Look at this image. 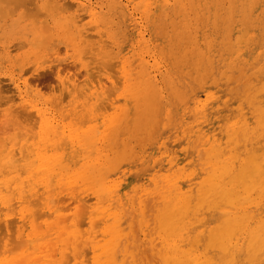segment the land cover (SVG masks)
Wrapping results in <instances>:
<instances>
[{
    "label": "rangeland",
    "instance_id": "obj_1",
    "mask_svg": "<svg viewBox=\"0 0 264 264\" xmlns=\"http://www.w3.org/2000/svg\"><path fill=\"white\" fill-rule=\"evenodd\" d=\"M24 1L0 264H264V0Z\"/></svg>",
    "mask_w": 264,
    "mask_h": 264
},
{
    "label": "bare ground",
    "instance_id": "obj_2",
    "mask_svg": "<svg viewBox=\"0 0 264 264\" xmlns=\"http://www.w3.org/2000/svg\"><path fill=\"white\" fill-rule=\"evenodd\" d=\"M9 1H10V0H9ZM21 1H24V0H21ZM7 2H8V1H7ZM11 2H12V1H11ZM24 2H25V1H24ZM0 3H1V2H0ZM2 3H3V2H2ZM2 3H1V4H2ZM13 3H14V1H13ZM13 3H12V4H13ZM7 4H8V3H7ZM19 4H21V2H20ZM22 4H24V3H22ZM22 4H21V5H22ZM5 5H6V2L4 3V6H5ZM15 5H17V4H13L14 7H15ZM19 6H20V5H19ZM0 8H1V7H0ZM5 8H6V7H5ZM9 8H11V7H9ZM1 9H3V8H1ZM7 9H8V8H7ZM14 9H16V8H14ZM16 10H17V9H16ZM0 11H1V10H0ZM4 11H5V10H3L2 12H4ZM9 12H10V11H9ZM5 14H6V13H5ZM7 15H8V14H7ZM39 34H40V33H39ZM41 36H42V34H41ZM39 37H40V36H39ZM39 39H40V38H39ZM33 40H34V39H33ZM195 134H196V133H195ZM210 141H211V140H210ZM62 157H63V156H62ZM59 159H60V158H59ZM79 161H81V160H79ZM163 161H164V160H163ZM57 162H58V161H57ZM63 162H64V161H63ZM63 162H62V163H63ZM75 165H76V164H75ZM68 176H69V175H68ZM73 176H74V175H73ZM62 177H63V176H62ZM65 181H66V179H65ZM59 182H60V181H59ZM59 182H58V183H59ZM76 183H77V182H76ZM67 185H68V184H67ZM106 194H107V193H106ZM104 206H105V205H104ZM103 215H104V214H103ZM103 215H102V216H103ZM102 218H103V217H102ZM68 229H69V228H68ZM56 231H57V230H56ZM56 231H55V232H56ZM58 231H59V230H58ZM63 234H64V233H62V235H63ZM47 236H48V235H46V236L43 238V240L46 239V238H48V237H50V236H48V237H47ZM63 236H64V235H63ZM78 238H79V237H78ZM38 240L40 241V240H42V239H38ZM38 240H37V239H35L34 241L32 240L31 243L33 244V242L38 241ZM44 241H46V240H44ZM47 241H48V240H47ZM70 241H71V238H70ZM50 243H52V239L50 240ZM50 243H48V245H49ZM81 243H82V242H81ZM46 246H47V245H46ZM80 246H81V245H80ZM33 249H34V248H33ZM42 250L44 251V249H42ZM49 250H50V248H49ZM229 250H231V247H230ZM36 251H38V250L35 248V249H34V252H36ZM34 252L28 254V258H27L28 260L32 257V255H33ZM47 252H48V251H47ZM41 253H42V252H41ZM41 253H40V254H41ZM34 254H35V253H34ZM56 254H57V251H56ZM56 254H55V253H54V255L51 254V256L54 258ZM26 255H27V253H26ZM66 255H67V254H66ZM29 256H30V257H29ZM33 256H34V255H33ZM48 257H49V256H48ZM39 258H40V257H38V258H36V259H32V261H33V260H37V261L40 262L41 259L39 260ZM27 259H26V260H27ZM20 260H22V259H20ZM20 260H19V261H20ZM26 260L23 259L22 261L25 263ZM28 260H27V261H28ZM42 260H43V259H42ZM19 261H18V263H19ZM27 261H26V262H27ZM45 261H46V260H45ZM48 261H49V260H48ZM48 261H47V262H48ZM23 262H22V263H23ZM39 262H38V264H39Z\"/></svg>",
    "mask_w": 264,
    "mask_h": 264
}]
</instances>
